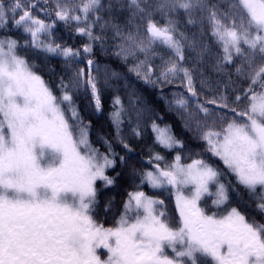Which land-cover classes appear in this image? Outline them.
I'll return each instance as SVG.
<instances>
[{"label": "snow or ice", "instance_id": "snow-or-ice-1", "mask_svg": "<svg viewBox=\"0 0 264 264\" xmlns=\"http://www.w3.org/2000/svg\"><path fill=\"white\" fill-rule=\"evenodd\" d=\"M36 8L37 0H0V32L20 30L28 37L23 47L62 57L68 64L83 55L89 71L86 75L80 68L67 83L62 79L57 95L19 54L20 42L0 35V264H264V223L249 220L231 205L230 196H239L243 188L256 202L255 213L264 216V0H113L107 5L103 0H43L39 11L46 19L33 14ZM106 9L128 13L126 33L109 20L101 27L110 26L127 42V49L121 48L125 54L145 55L133 69L137 76L149 83L179 79L197 98L203 118L196 124L198 138L236 180L235 186L221 182L223 173L204 159L182 163L177 154L162 167L164 157L154 154L151 169L139 173L140 182L174 194L175 223L164 201L144 191L129 194L115 227L105 228L94 219L97 181L104 187L114 184L106 172L116 167L118 153L107 140L105 152L94 147L91 122H85L74 97L82 89L90 91L94 113L102 111L91 54L92 42L101 39L93 29ZM181 19L193 28L207 26L219 47L216 71L235 67L237 77L247 83L232 88L231 101L222 93L199 103L193 70L184 66L185 49L197 51L198 46L200 60L210 49L202 36L198 40L195 32L189 37L180 30ZM57 21L73 25L87 38L82 51L56 42ZM156 47L168 50L170 58L152 80L148 57L158 54ZM115 104H121L119 98ZM175 104L188 108L184 98ZM124 115L121 105L111 120L119 143L131 151L120 138ZM152 131L163 148L184 147L168 126L153 123ZM206 197L219 211L205 209L201 201Z\"/></svg>", "mask_w": 264, "mask_h": 264}, {"label": "trees", "instance_id": "trees-1", "mask_svg": "<svg viewBox=\"0 0 264 264\" xmlns=\"http://www.w3.org/2000/svg\"><path fill=\"white\" fill-rule=\"evenodd\" d=\"M107 5L113 0H103ZM43 0H37V8L33 14L42 19H46V13L39 11ZM102 21L97 24L93 31L101 39L92 42L93 67L91 74L95 77L97 88L99 90L102 111L94 113L91 107V93L83 89L74 98L79 106L81 115L85 122H91L90 139L94 147L101 152H105V140L110 141L112 148L116 153V167L108 169L107 175L114 178V184L104 187L103 182L97 183L98 203L93 213L94 219L105 228H113L123 214L124 205L126 204L129 194L135 191H144L146 195L155 199L163 200L167 215L175 223L178 220V214L175 207L174 194L167 190H153L150 186L142 185L139 173L143 170H150L151 165L148 163L152 156L159 153L164 157L161 161L163 167L165 162L171 163L175 156H181L182 163H190L191 159H204L208 164L219 169L223 175L221 182L227 184L229 181L233 186L236 185L235 177L228 172L223 162L213 156L206 150L205 142L198 138L199 133L196 130L197 122L203 123L202 114L197 111V98L191 97L185 85L179 80L167 83L156 81V83L146 82L142 76H137L136 65L145 60V55L138 51L132 53L121 51V48L127 49V42L114 33V30L108 27H101L104 20L121 25V30L127 32L128 13L119 9L102 10L100 12ZM51 19H55L53 15ZM159 23L165 21L159 16L155 17ZM11 27V25H10ZM179 28L189 37L195 32L199 37H203V42L208 45L210 52L205 55L203 60L198 59L199 48L192 51L190 47L185 49L184 66L193 70V81L198 94L199 103L204 104L206 100L219 98L223 93L231 101L233 98L232 88L241 89L247 87V83L238 78L235 73V67L229 66V71L220 73L216 71L215 63L219 47L212 40L207 26L203 29L193 28L186 25L181 19ZM140 31L144 28L141 25ZM0 35L10 36L20 42L22 47L18 49L20 55L24 56L30 64L35 66L36 70L52 88L60 94V81L63 79L67 83L75 76L78 69L83 68L87 75L89 69L87 60L83 55L78 60L68 64L62 57L52 56L43 51L23 47L28 37L20 30L12 28L11 31L0 32ZM54 38L62 46L83 49L88 43L86 37L78 35L74 31V26L65 25L57 21L54 29ZM158 53L148 57V64L152 67L151 79L155 80L162 70L164 61L170 58L168 50L163 47H156ZM117 53H120L119 55ZM163 57V59L161 58ZM231 75V82L228 76ZM201 81H205L202 87ZM228 84V88L225 85ZM119 98L121 104L116 105L115 101ZM184 98L188 100L187 110L178 109L175 100ZM123 106L125 110L124 122L120 126V138L129 145L131 151L126 150L117 138V130L112 123L111 113ZM209 109L220 111L216 105L205 104ZM227 111V110H225ZM229 116L231 113L228 114ZM214 118V117H213ZM155 123L160 127L168 126L172 133L179 139L184 147L168 150L156 142L155 133L152 131V124ZM134 129L140 132V135L134 134ZM120 157H123L121 162ZM239 196L232 192L231 205L240 208L249 220L255 219L264 223V216L255 213V201L249 200L248 195L243 188H239ZM211 197H206L201 204L209 212L219 211L211 205Z\"/></svg>", "mask_w": 264, "mask_h": 264}, {"label": "rangeland", "instance_id": "rangeland-1", "mask_svg": "<svg viewBox=\"0 0 264 264\" xmlns=\"http://www.w3.org/2000/svg\"><path fill=\"white\" fill-rule=\"evenodd\" d=\"M161 163V162H160ZM106 174H107V172H106ZM99 182V180L97 181V183ZM174 199H175V196H174ZM101 251V253H102V255H104V250H100ZM105 258H106V256H105Z\"/></svg>", "mask_w": 264, "mask_h": 264}]
</instances>
